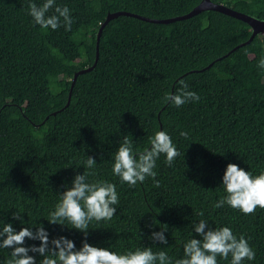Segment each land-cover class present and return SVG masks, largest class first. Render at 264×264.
I'll return each instance as SVG.
<instances>
[{
  "label": "trees",
  "instance_id": "16d2710c",
  "mask_svg": "<svg viewBox=\"0 0 264 264\" xmlns=\"http://www.w3.org/2000/svg\"><path fill=\"white\" fill-rule=\"evenodd\" d=\"M199 1L55 0L70 10L66 31L36 25L28 0H0V229L5 223L17 231L42 225L50 241L64 236L79 249L83 233L67 221L47 220L75 175L88 172L89 182L114 183L120 201L110 221L89 224L90 245L118 253L152 247L178 259L184 242L200 238L193 224L203 219L210 228L244 235L256 256L243 264H264V209L245 215L227 204L214 207L226 195L222 178L229 163L254 176L264 170V70L257 66L264 31L244 42L249 24L213 9L169 22L118 15L103 25L95 65L71 86L73 73L93 63L96 33L108 12L164 18ZM212 1L264 19V0ZM180 80L199 101L179 108L165 101ZM159 130L180 152L171 167L164 155L156 161L160 186L151 177L134 187L121 183L112 173L119 144L127 137L134 151L149 149ZM87 156L97 162L92 169L85 166ZM165 228L167 245L151 239ZM39 244L26 239L24 246ZM11 251L0 248V264ZM29 255L37 264L42 259ZM230 261L217 257L218 264Z\"/></svg>",
  "mask_w": 264,
  "mask_h": 264
},
{
  "label": "clouds",
  "instance_id": "9594fccd",
  "mask_svg": "<svg viewBox=\"0 0 264 264\" xmlns=\"http://www.w3.org/2000/svg\"><path fill=\"white\" fill-rule=\"evenodd\" d=\"M54 8V13L49 11ZM28 14L36 25L43 29L57 30L61 26L66 31L71 30L72 18L67 6L55 5V0H45L38 6L33 0H28ZM264 70V56L257 65ZM186 81L180 80L175 94L165 96L177 108L191 101H199L200 97L188 90ZM181 136L188 138L187 132ZM150 148L143 151H134L132 142L125 137L113 154L112 173L121 183L130 187L138 182L143 183L151 177L154 186L159 187L156 180V161L161 155L165 156V164L172 166L180 152L172 142L170 135L163 130L156 131L149 138ZM96 160L87 156L85 166L92 169ZM90 173L75 175L71 187L59 194L58 203L53 211L49 212L50 224L64 225L67 221L72 229L83 233L85 240L77 249L75 243L64 237L49 240V233L40 225L22 227L17 231L11 223H5L0 229V248L12 249L11 258L6 264H37L30 252L38 253L42 259L39 264H218L217 257L227 260L231 256L230 264H243V261H253L256 253L243 234L237 238L232 229L227 226L210 228L207 221L201 219L193 224V230L200 238H191L183 243V257L173 259L166 251L154 252L152 247H137L123 253L110 251L87 243L86 237L89 224L92 221H110L115 215L119 204L116 185L107 180H93L89 182ZM222 186L226 195L222 196L214 205L222 208L225 204L241 211L245 215L253 214L257 207L264 209V170L258 175L245 171L238 165L229 163L222 178ZM13 219L24 223L21 214L14 213ZM153 231L151 239L160 244L167 245L164 232ZM39 240V246L25 247V240ZM51 245V247H50Z\"/></svg>",
  "mask_w": 264,
  "mask_h": 264
},
{
  "label": "water",
  "instance_id": "95a60500",
  "mask_svg": "<svg viewBox=\"0 0 264 264\" xmlns=\"http://www.w3.org/2000/svg\"><path fill=\"white\" fill-rule=\"evenodd\" d=\"M207 9L218 10L220 12L226 13L228 15H231V16H234V17H237L239 19L246 21L250 26L251 33H250L249 38L244 42H248L256 33H261L264 31V19L256 18L252 15L246 14V13L238 11V10H235V9L231 8L230 6H227L223 3L213 2L212 0H200L188 12L183 13V14H179V15H175V16H171V17H164V18L148 17V16H144V15H141V14H138L135 12L125 11V10H116V11L108 12L106 14L104 21L101 23V25L99 26L97 33H96V51H95V57H94L93 63L91 65L82 67L73 73L71 86L73 85V83L76 79V76L79 73L90 70L95 65L97 57H98V40H99L100 32L103 28V25L109 19L116 17L118 15L125 14V15H131V16L139 17V18L144 19V20L153 21V22H169V21H172L175 19H182V18L192 16V15H194V14H196L202 10H207ZM209 65L210 64L206 65L205 67H202L201 69H204V68L208 67ZM201 69H199V70H201ZM70 94H71V88H70L69 93H68V98L66 100V104H68V102H69Z\"/></svg>",
  "mask_w": 264,
  "mask_h": 264
},
{
  "label": "rangeland",
  "instance_id": "374dc122",
  "mask_svg": "<svg viewBox=\"0 0 264 264\" xmlns=\"http://www.w3.org/2000/svg\"><path fill=\"white\" fill-rule=\"evenodd\" d=\"M55 102V100L54 101H51V103H54Z\"/></svg>",
  "mask_w": 264,
  "mask_h": 264
}]
</instances>
